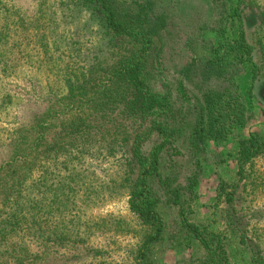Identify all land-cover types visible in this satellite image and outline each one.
I'll use <instances>...</instances> for the list:
<instances>
[{
	"label": "rangeland",
	"instance_id": "obj_1",
	"mask_svg": "<svg viewBox=\"0 0 264 264\" xmlns=\"http://www.w3.org/2000/svg\"><path fill=\"white\" fill-rule=\"evenodd\" d=\"M154 1L169 7L175 26L161 36L163 50L151 71L153 89L175 92L176 69L193 59L192 41L210 47L218 46L221 39L220 54L234 47L236 53L250 51V55L243 52L232 75L236 95L245 107V125L231 129L222 139L207 141L198 152L188 144L192 128L188 121L185 142L170 156L164 155L162 171L173 170L177 164V181L171 186L179 184L183 189L171 194L159 186L154 188L155 208L165 228L147 261L209 264L202 246L180 225L183 211L191 224L213 235L215 243L221 242L225 253L221 260L264 264V0ZM218 1L225 3L224 14L219 15ZM4 20L12 27L2 31V41L10 46L13 57L9 73L0 78V97L5 102L0 110V160L5 155L3 145L12 141L16 129L28 123L34 111H43L46 99L64 94L59 74L65 73V65L60 63L80 62L79 56L88 55L109 58L113 51L99 21L73 0H0V32ZM203 53L211 54L208 50ZM54 63L58 65L51 71ZM249 138L256 148L246 159L241 147ZM150 147L147 143L145 150ZM99 154L74 165L78 179L67 193L80 202L73 212L78 223L71 229V239L47 232L29 236L35 264H136L147 229L128 209L133 177L121 163ZM62 219V214L54 217L60 231L65 225ZM42 242L53 247L44 249L46 253H55L41 258L38 247Z\"/></svg>",
	"mask_w": 264,
	"mask_h": 264
},
{
	"label": "trees",
	"instance_id": "obj_2",
	"mask_svg": "<svg viewBox=\"0 0 264 264\" xmlns=\"http://www.w3.org/2000/svg\"><path fill=\"white\" fill-rule=\"evenodd\" d=\"M73 2L99 21L102 35L113 51L109 58L91 59L88 55L79 56L80 62L70 59L60 63L65 65V73L59 74L64 94L46 99V108L34 111L28 123L16 129L12 141L3 145L0 264H35L28 243L29 236L36 232L59 233L71 239V229L78 223L73 212L80 202L67 193L78 179L74 165L98 153L121 163L133 177L127 193L128 209L147 229L135 263L149 264V251L165 228L155 208L154 188L159 186L171 194L183 189L179 184L171 186L177 181V164L173 170L163 172V157L178 151L176 146L185 142L188 121L192 123L188 144L198 152L204 150L207 141L222 139L231 129L245 125V107L236 95L232 75L234 66L250 51H243V55L231 47L234 50L228 48L220 54L221 39L218 46L209 43L210 47L202 41H192L193 59L176 69L179 79L175 92H162L153 89L150 81L154 80L151 71L157 64L153 61L160 59L163 50L161 36L175 26L169 7L154 0ZM218 2L219 15L224 14L225 3ZM10 26L6 20L1 25L0 78L9 73L13 57L10 46L2 41V31ZM205 50L211 53L209 57L204 55ZM56 65L50 70L55 71ZM3 100L0 97V110ZM147 143L151 144L148 151ZM255 148L254 139L249 138L242 144V155L249 158ZM57 214H62L63 231L54 221ZM184 215L183 211L179 213L180 225L202 246L207 262L228 264L220 257L225 254L221 242L215 243L213 235L204 234ZM46 248L53 249L40 243L41 258L55 253H46Z\"/></svg>",
	"mask_w": 264,
	"mask_h": 264
}]
</instances>
